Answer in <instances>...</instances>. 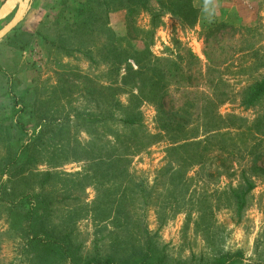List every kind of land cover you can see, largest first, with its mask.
<instances>
[{"label":"rangeland","instance_id":"374dc122","mask_svg":"<svg viewBox=\"0 0 264 264\" xmlns=\"http://www.w3.org/2000/svg\"><path fill=\"white\" fill-rule=\"evenodd\" d=\"M161 1L34 0L0 41V264H85L97 255L264 264V99L245 104L264 80V0H194L192 27ZM214 24L229 28L206 44ZM114 47L175 61L183 78L203 75L187 98L201 108L186 106L190 124L180 133L164 129L170 119L153 102L133 98L142 83L122 82ZM132 108L145 125L137 136L120 123ZM216 117L222 130L206 133ZM30 196L43 203L32 219ZM30 222L65 253L36 251Z\"/></svg>","mask_w":264,"mask_h":264},{"label":"trees","instance_id":"16d2710c","mask_svg":"<svg viewBox=\"0 0 264 264\" xmlns=\"http://www.w3.org/2000/svg\"><path fill=\"white\" fill-rule=\"evenodd\" d=\"M137 1L134 0L135 3ZM193 1L194 0H168V1L162 0L160 4L166 9L167 7L170 8L168 9L169 11L176 14L184 23L192 27L195 26V24H197L199 19V11L194 7ZM157 20H158V16L154 15V19H153L154 33L156 30ZM228 28L229 26L226 24L212 25L205 34L206 44H209V42L211 44L213 42V39L216 41V39L219 36L224 37L226 35L225 30H227ZM131 31H136L132 26V24L128 25V33L130 36L132 35ZM153 39L154 37L151 38V44L153 43ZM146 55L147 54H145L144 56L140 55L137 58L123 49L114 47L111 50V56L113 58L114 63L117 64V66L125 67V75L122 77V82L126 83L130 79L132 82L136 81L138 83H142L144 89L149 86L148 91L146 90L143 91V87H141V89L139 90L140 95L133 96V98L137 100H142L143 98L144 99L146 98L148 99V102H153L158 107L159 112L165 115L168 119H170L167 125H165L164 129H166L168 132L173 131V133L175 132L180 133L183 130V128H185L188 124H190V120L188 119V117L190 118V115L186 110L187 109L186 106L194 107L197 109V111L199 110L198 101L197 103H194L193 101H191V99L189 101L187 98H190L194 95H198L197 92H193L190 89L193 88V84L196 81L202 80L203 75H201V73L196 74L193 73V71H191L190 73H188V75H186L185 78H183V76H181L182 75L180 68L181 66H179V64H177L175 61L160 57L159 58L152 57V56H151L152 58H150ZM131 60L134 61L135 65L130 63ZM197 60H198L197 57H195L192 53H190V56L188 57V62L190 61H195V62H192V64L189 67V70L193 68L194 64H198ZM225 61L226 59L224 61H221L222 62L221 64H223ZM172 85L177 86L175 90L170 89ZM146 92L147 94L145 95ZM176 93L179 94V97L176 96ZM167 97L172 98L171 99L172 104L170 109H167L165 106V99ZM248 97L249 98H247L245 104H248L249 106L257 104L264 99V80L256 84L249 91ZM135 103L136 101L133 102L132 104ZM209 104L212 105V102H210ZM135 108H132L133 110H129L126 113L124 119H121L120 122L122 123L124 129H126L129 133H131L132 136H137L140 132L145 133L143 114L139 110H136ZM184 109L185 111H183L180 115L179 110H184ZM209 121H210V123L208 124L209 128L205 129L206 133L221 131L222 130L221 123L225 122L220 117L213 118L212 120ZM17 160H18V156L16 157L14 162H16ZM50 176H51L50 174H47V178H49ZM252 188L253 187L250 186L245 193L250 192ZM238 198H241V196H239ZM42 204L39 203L38 201H33V196L29 197V207H30L29 215L31 219L33 218V215L39 214L40 207ZM36 219L41 220L38 217H36ZM28 229H29L28 233L33 234V236L31 237V244H34L33 246L34 248H36L35 249L36 251H41L42 253H46L47 256L51 257L53 255L60 254V251L57 249L58 245H60L62 246L63 252L65 253V247L62 243L60 244L59 242L58 243H50L44 241L42 242V240H40V238L37 237L38 235L35 234L37 232L35 231L37 230V228L33 226L31 222L29 224ZM129 262H130L129 264H154L148 262L147 260H141V259H131ZM85 264H122V263H119L112 258H107L97 255L88 259V261Z\"/></svg>","mask_w":264,"mask_h":264},{"label":"water","instance_id":"95a60500","mask_svg":"<svg viewBox=\"0 0 264 264\" xmlns=\"http://www.w3.org/2000/svg\"><path fill=\"white\" fill-rule=\"evenodd\" d=\"M34 0H7L0 8V23L18 9L15 17L0 31V41L10 34L27 16Z\"/></svg>","mask_w":264,"mask_h":264},{"label":"crops","instance_id":"0c3cea01","mask_svg":"<svg viewBox=\"0 0 264 264\" xmlns=\"http://www.w3.org/2000/svg\"><path fill=\"white\" fill-rule=\"evenodd\" d=\"M1 6V5H0ZM1 8V7H0Z\"/></svg>","mask_w":264,"mask_h":264}]
</instances>
